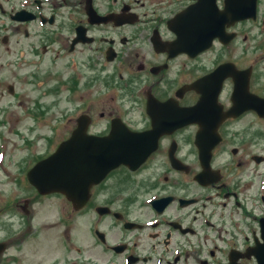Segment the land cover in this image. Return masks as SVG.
<instances>
[{
	"label": "flooded vegetation",
	"instance_id": "flooded-vegetation-1",
	"mask_svg": "<svg viewBox=\"0 0 264 264\" xmlns=\"http://www.w3.org/2000/svg\"><path fill=\"white\" fill-rule=\"evenodd\" d=\"M224 1L216 0L219 10ZM195 2L0 0V69L21 72L23 81L24 45H30L37 64L29 67L46 70L50 90L56 93H49L51 106L80 102L61 117L65 124L73 123L63 140L81 115L89 119L88 132L94 135L107 134L116 118L133 132H148L152 119L147 111H157L153 104L172 100L181 107L195 105L200 94L187 87L220 66H225L223 73L237 74L223 79L217 95L223 112L233 107L234 90L235 101L247 102L237 91L244 81L250 95L264 99L262 0H257L255 19L225 26L226 42L214 38L194 57L173 53L169 44L177 36L167 22ZM248 40L258 56L252 62L245 52ZM11 48H16L15 56ZM49 51V66L61 69H43L42 56ZM73 55L82 59L76 64ZM82 63V76L72 73L71 68ZM7 89L11 95L18 91L12 85ZM19 92L22 98V89ZM40 100L36 113L29 115L31 124L13 131L19 143L9 145L0 135V264H264V115L246 109L226 117L217 129L219 140L210 151L207 169L195 145L197 124L163 133L137 169L118 166L94 184L86 204L75 209L62 194H40L26 177L58 145L32 156L29 145L45 136L51 141L54 133V126L48 127L50 134L43 131L46 114ZM104 101L111 108L102 125L90 110ZM117 101L125 117L114 114ZM135 111H140L139 121L130 119ZM104 113L103 107L99 117L104 119ZM3 116L0 127L6 130L13 118L5 112ZM99 125L100 130L91 131ZM77 227L86 229L90 238L81 246L76 231L71 237V229Z\"/></svg>",
	"mask_w": 264,
	"mask_h": 264
},
{
	"label": "water",
	"instance_id": "water-1",
	"mask_svg": "<svg viewBox=\"0 0 264 264\" xmlns=\"http://www.w3.org/2000/svg\"><path fill=\"white\" fill-rule=\"evenodd\" d=\"M195 1L167 22L168 29L177 36L176 41L169 44L173 53L183 52L194 57L206 50L214 38L226 42L223 38L225 26L239 20L254 19L256 15L257 0H225L223 10L218 9L216 0ZM224 71L225 66H220L187 87L200 94V99L193 106L181 107L172 100L161 104L155 102L153 105L157 111H147L152 119V129L148 132L130 131L119 119H114L107 135L96 136L87 132L89 119L79 117L69 138L28 171V182L40 194H62L75 209H80L89 198L91 186L98 184L107 173L119 165L137 169L157 148L159 135L190 124L199 127L195 145L201 154V165L207 169L210 151L219 140L217 129L226 117L246 109L264 115V99L250 95L246 81L237 91L241 92V100L247 102L235 101L237 92L234 90L233 107L222 111L217 95L223 79L227 75H237L233 71L229 74ZM103 211L99 210L100 213Z\"/></svg>",
	"mask_w": 264,
	"mask_h": 264
},
{
	"label": "rangeland",
	"instance_id": "rangeland-1",
	"mask_svg": "<svg viewBox=\"0 0 264 264\" xmlns=\"http://www.w3.org/2000/svg\"><path fill=\"white\" fill-rule=\"evenodd\" d=\"M262 9V11L264 10V1L262 0V5L260 7ZM252 25H250L251 29ZM29 33V32H28ZM22 36V34H21ZM249 38V37H248ZM29 40L24 38V42ZM252 41L248 40L246 41V55L249 56V60L248 61H253L255 58H257V53H255V51L253 50L254 47H251V43ZM245 45V44H244ZM30 45L25 44L24 45V54H23V64H25L24 69L22 70L23 72V77L24 80L22 81L19 74L21 72H18V75L16 74V72L13 69H9L6 71H1L0 69V118L5 117L3 116V113L5 112L7 115L11 116V118L9 120V124L7 125V129L3 130L2 127H0V135L3 134L4 136H6L7 141L9 142V145L11 144H16L19 143V140L16 138L15 135H13V131L20 126V124H27L30 125L31 124V117L29 115L33 114L35 111L34 109L38 108L37 105V99L39 97H41L40 100V108L45 111L46 115L42 124H45V129L43 130L45 133L50 134L51 132L49 131L52 127L54 126V133L50 134V140H47L46 136L42 137L41 141L39 143H37L36 145H29L31 151L33 152L32 156H37V155H44V153H46L51 147L56 146L58 143L61 142V140H63L65 138L66 135H68V132H70V130L73 128V123H66L63 121V119H61L60 117H63L66 113H68L70 110H73L74 108H76L77 106H79L80 102L77 101H73L71 104H67L63 101L61 102H55L52 106H51V99L53 98L52 95H50L49 93L52 94H56L53 93L50 89V83L49 81V74H47L46 70H41L40 72H36V66L33 67H29L32 63L37 64L36 62V58L30 53ZM10 50H12L13 56H15V51L16 48H11ZM43 58V63H41V66L43 67V69L47 66H49V60L53 57V54L49 51L47 53H44V55L42 56ZM72 58L75 59V63L77 64L78 60L82 59L81 57L76 58V56H72ZM207 59V58H206ZM209 59H212L211 57H209ZM0 60H3L0 59ZM85 59H83L84 61ZM42 61V60H41ZM199 61L201 64H203V60L202 58H199ZM1 63V62H0ZM60 65H53L50 63L49 68L52 71H56L57 67L59 69H61L59 67ZM77 68V67H76ZM72 73L74 72H78L81 76L83 74L84 71V66L83 63L80 65V68H77L76 70L72 67L71 68ZM69 71V70H68ZM36 73H38L37 77ZM38 83H42L43 86H39ZM8 85H12L14 87V90H18L15 94L11 95L8 93V89L7 86ZM83 86V79L80 77L79 78V88L81 89ZM19 89H22L23 91V97L21 98L19 96ZM50 90V91H49ZM43 92L46 93V96H42ZM111 92V91H110ZM116 93V92H115ZM78 94V93H77ZM107 95V93H106ZM56 98H60V97H56ZM106 99V97H105ZM108 100V99H107ZM81 101V100H79ZM112 104V103H111ZM104 107L105 110V116L104 119H102V117H99V114L102 112V108ZM122 107L118 101L115 103L114 106H112L114 114L117 115H122ZM111 108L110 104L107 101H104L103 105L101 106H96L95 104H93L90 113L91 115L94 117L95 121L100 122L102 125H104V123H106V120L108 119V112ZM40 112V111H37ZM72 112V111H71ZM75 112H78L77 110H75ZM135 115H131L130 119L132 120L133 117H136L137 120L139 121L138 117H139V113L140 111L137 113V111H135ZM24 117L25 119L23 120ZM125 117V116H124ZM18 120L17 122L15 120ZM129 119V120H130ZM132 124H134L135 122H131ZM48 127L50 129H48ZM11 130V131H9ZM96 130H100V125L96 126V127H92L91 131H96ZM10 132V133H9ZM50 141V142H49ZM36 146V147H35ZM8 181V180H7ZM111 183V182H110ZM56 200V199H54ZM61 203L59 204H64L66 205L64 202L60 201ZM54 203L56 204V206L58 205V201H54ZM52 206V204H51ZM52 210V208L50 209ZM47 213V212H46ZM63 229V228H62ZM61 229V231H62ZM76 231V237H77V241L76 243H78L80 246L82 242V240H90V238L87 236L86 233V229L84 228H72L71 229V237H74ZM56 232H59V229L56 230ZM85 234H84V233ZM53 237V235H52ZM54 240V244H55V238L53 237L52 241ZM56 243H59V240L56 239ZM74 251V250H72ZM71 254H74V252H72Z\"/></svg>",
	"mask_w": 264,
	"mask_h": 264
}]
</instances>
